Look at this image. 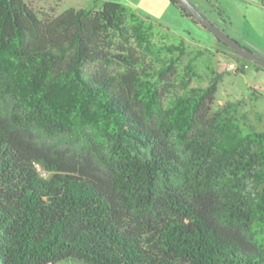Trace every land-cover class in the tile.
<instances>
[{
    "label": "trees",
    "instance_id": "trees-1",
    "mask_svg": "<svg viewBox=\"0 0 264 264\" xmlns=\"http://www.w3.org/2000/svg\"><path fill=\"white\" fill-rule=\"evenodd\" d=\"M154 34L117 1L0 0V264H264V131Z\"/></svg>",
    "mask_w": 264,
    "mask_h": 264
},
{
    "label": "rangeland",
    "instance_id": "rangeland-1",
    "mask_svg": "<svg viewBox=\"0 0 264 264\" xmlns=\"http://www.w3.org/2000/svg\"><path fill=\"white\" fill-rule=\"evenodd\" d=\"M40 17H54L70 8L100 9L106 1L122 3L129 15L143 21L155 32L153 41L155 54L165 56V45L184 41L186 51L180 56L183 70L188 59L202 51L195 63L196 75L192 86H206L212 75L222 73L213 112L233 104L234 114L242 131H264V66L244 58L224 42L203 23L184 15L181 8L171 0H26ZM207 18L231 38L251 51L264 56V0H190ZM120 46L113 52L120 53ZM121 63V64H120ZM238 65L231 69L230 64ZM244 71L239 67L245 65ZM122 62L115 59L113 70H121ZM97 69V66H91ZM175 94L184 92L181 81H173ZM172 96L166 99L170 102ZM43 171V170H41ZM48 176V173H45ZM74 264V263H62Z\"/></svg>",
    "mask_w": 264,
    "mask_h": 264
},
{
    "label": "water",
    "instance_id": "water-1",
    "mask_svg": "<svg viewBox=\"0 0 264 264\" xmlns=\"http://www.w3.org/2000/svg\"><path fill=\"white\" fill-rule=\"evenodd\" d=\"M201 22L208 27L214 34L227 45L231 46L236 52L248 60L255 61L264 66V56H261L250 49L242 46L239 42L231 38L222 29L217 27L209 18H207L190 0H180Z\"/></svg>",
    "mask_w": 264,
    "mask_h": 264
},
{
    "label": "built area",
    "instance_id": "built-area-1",
    "mask_svg": "<svg viewBox=\"0 0 264 264\" xmlns=\"http://www.w3.org/2000/svg\"><path fill=\"white\" fill-rule=\"evenodd\" d=\"M247 66V64H245V67ZM230 68L231 69H237L238 68V65L234 64V63H231L230 64Z\"/></svg>",
    "mask_w": 264,
    "mask_h": 264
},
{
    "label": "flooded vegetation",
    "instance_id": "flooded-vegetation-1",
    "mask_svg": "<svg viewBox=\"0 0 264 264\" xmlns=\"http://www.w3.org/2000/svg\"><path fill=\"white\" fill-rule=\"evenodd\" d=\"M220 41H222V40H220ZM222 42H224V41H222ZM225 43V42H224ZM225 45H227L226 43H225ZM228 47H230V48H232L231 46H229V45H227ZM233 49V48H232ZM234 50V49H233Z\"/></svg>",
    "mask_w": 264,
    "mask_h": 264
}]
</instances>
